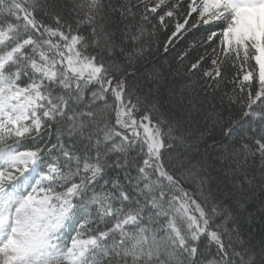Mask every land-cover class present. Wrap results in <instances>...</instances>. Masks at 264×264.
Returning <instances> with one entry per match:
<instances>
[{
  "label": "snow or ice",
  "instance_id": "obj_1",
  "mask_svg": "<svg viewBox=\"0 0 264 264\" xmlns=\"http://www.w3.org/2000/svg\"><path fill=\"white\" fill-rule=\"evenodd\" d=\"M0 264H264V0H0Z\"/></svg>",
  "mask_w": 264,
  "mask_h": 264
},
{
  "label": "trees",
  "instance_id": "obj_2",
  "mask_svg": "<svg viewBox=\"0 0 264 264\" xmlns=\"http://www.w3.org/2000/svg\"><path fill=\"white\" fill-rule=\"evenodd\" d=\"M237 118H238V119H243V117H242V116H239V115H238ZM245 127H247V125H245Z\"/></svg>",
  "mask_w": 264,
  "mask_h": 264
}]
</instances>
